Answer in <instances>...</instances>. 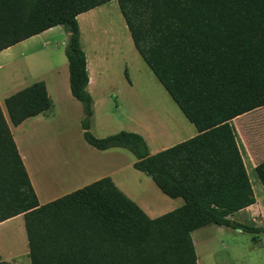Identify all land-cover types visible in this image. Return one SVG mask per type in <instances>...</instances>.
<instances>
[{"label":"trees","instance_id":"trees-1","mask_svg":"<svg viewBox=\"0 0 264 264\" xmlns=\"http://www.w3.org/2000/svg\"><path fill=\"white\" fill-rule=\"evenodd\" d=\"M108 1L0 0V51L62 26L85 141L130 151L132 166L182 204L149 217L110 176L39 204L9 128L52 107L36 80L6 97L4 111L0 103V223L22 214L31 264H197L196 228L264 233V225L231 218L255 196L229 123L264 112V0H116L133 47L196 129L155 153L137 132L95 137L89 130L92 98L77 16ZM248 119L261 133L264 113ZM254 170L264 190V160Z\"/></svg>","mask_w":264,"mask_h":264},{"label":"rangeland","instance_id":"rangeland-1","mask_svg":"<svg viewBox=\"0 0 264 264\" xmlns=\"http://www.w3.org/2000/svg\"><path fill=\"white\" fill-rule=\"evenodd\" d=\"M77 17L81 30V45L93 72L92 91L95 103L89 126L92 135L104 137L119 130L137 132L146 139L150 150L154 153L161 150V147L165 149L189 138L191 133L189 128L196 132L193 124L184 117L151 69L133 48L129 31L116 0H109L92 9L91 12H83ZM49 37L46 40L48 45H45L43 36H40L38 43H30V45L29 42H24L1 50L0 86L14 72L29 68L31 70V67L37 69L41 67L42 70L56 69L61 73L66 67L69 71L64 51L67 33L61 26L59 30L51 32ZM29 46L42 47V49L25 56L33 48ZM125 70L128 72L127 77L124 75ZM2 87L9 88L5 84ZM59 100L56 102L55 109L60 119L51 125L53 134L49 137L51 148L57 149L53 172L47 174L53 177H55V171L61 173L70 167L73 162L71 158L75 160L79 156V150L83 152L90 148L93 150L90 152L92 158L102 153L91 147L83 137L82 103L74 97L69 100L63 94L60 95ZM3 106L5 108L4 100L1 103L2 108ZM259 113L262 115L264 112L257 111L250 116ZM114 150H117L114 155L115 165L99 166L92 172V176L95 172L96 175L104 173L103 175L106 176L108 174H105V171H115V166L114 177L120 189L134 198L131 200L147 205L152 211L162 210L165 206L161 196L167 197L149 176L132 166L135 158L131 152L120 148ZM94 152H97V155ZM107 157L110 158V155ZM53 160L52 157V162ZM248 176L255 196V205L247 210V215L233 214V219L240 223L263 226L264 190L255 171L249 172ZM169 200H173L172 205L176 202L175 207L182 204L181 198ZM21 219L22 217L6 226L19 225L20 227ZM205 232H212V235H202L201 241L197 244V249L205 262L208 263V259L213 257V264L219 262L224 255L222 248L227 247L230 257H226V264H264V234L260 235L261 246L253 249L255 233L232 227L219 228L215 225L201 230L199 234ZM7 234L10 235L9 231ZM24 258L27 259V257ZM17 260L22 261L21 258ZM218 264H222V261Z\"/></svg>","mask_w":264,"mask_h":264},{"label":"crops","instance_id":"crops-1","mask_svg":"<svg viewBox=\"0 0 264 264\" xmlns=\"http://www.w3.org/2000/svg\"><path fill=\"white\" fill-rule=\"evenodd\" d=\"M91 10L89 11L91 12ZM60 27L61 26H55L53 28H50L49 30H45L44 32L42 31L17 44L24 43V42H29V44L38 43L40 40L39 37L43 36L45 40L44 41L45 45H48L49 43L46 40L49 37L50 33L53 31L59 30ZM29 47H33V48H31L29 53H27L25 56H28L29 54H34L42 49V47L40 48L38 47L34 48V46H29ZM86 59H87V70H88L87 72L88 84H87L86 89L88 93L91 95L92 110H93L94 103H95V100H94L95 98L93 96V91H92L93 90V86H92V78H93L92 73L93 72L90 69V61L87 56H86ZM27 67L28 66H26V68ZM66 71H67L66 67L64 68V71H62V73L60 72V70L56 71V69L42 70L41 67L38 69L35 67H31V70L30 68L28 70L22 69L21 71L19 70L17 72H14V74L10 78H8V80L4 82V84L8 85L9 88L2 87V85L4 84L0 86V103H3V100L9 95H11L12 93L20 90L21 88L29 85L30 83L36 80H42L45 83L47 92L53 103L52 107L49 110L43 113H38L36 115L27 117L17 126H13L9 124L12 137L18 149L17 152L28 173L30 181L35 189V194H36L39 204L47 203L63 194L71 192L77 188L80 189L90 184L91 182L99 179L100 178L99 176L103 175L104 173L101 175H96L95 174L96 172H95L94 176H92L93 174L92 172H94L99 166L104 167L105 165H115L116 158L114 155L117 150H114V149L120 148V147H111V148H107L104 150L97 149L96 150L97 152L99 151L102 153L97 155V152H94L96 153L97 156L93 158L90 154V152L91 151L93 152V150H91L90 148L88 150H85L86 152L84 150L83 152H80L79 150L78 152L79 156H77L75 160L71 158V161L73 162H71L70 167L68 169L61 171V173L60 172L58 173L55 171L54 173L55 177L50 176V175H49L50 177L47 176V174L53 170V164H55L56 162L55 157L57 156L56 155L57 149L55 148L52 149L49 143V140H50L49 137L50 135L53 134V132L51 131L52 129L51 125L55 121L60 119L58 117L59 114H57L58 112L55 109L56 102L60 101L59 97L61 94H63V96L67 97L69 100H71V98L73 97V95L70 92L69 84H68V71L67 72ZM61 83H63V85ZM3 109L5 110L4 106H3ZM61 110L63 111V108H61ZM253 111L255 112V109L243 115L242 114L238 115L230 119L229 121L230 126L234 132L236 141L238 143L239 149L241 151V155H242L241 158L245 166V169L247 171V174L251 171H255L254 170L255 166L260 161L264 160V126L262 127L261 133H258L257 131H254L253 129V126L251 125V122H250L251 119H248L250 116L247 117V119H242V117H244L247 114L252 115ZM188 130L191 132L189 137L196 134V132H194L192 128H189ZM120 149H123V148H120ZM162 149L163 147H161V150ZM72 150H73V147H72ZM109 151H113V152H109ZM150 152L152 153L151 150ZM107 155H110V158H108ZM52 157L54 158L53 162H52ZM114 170L116 171L115 166H114ZM115 171L113 170L105 171V174H108L106 176H110L111 179L114 181V183L120 189L119 183L114 177ZM120 190L128 198L131 197V196H128V194H126L127 192L123 191L122 189ZM166 197L167 198H164L161 196V200L163 201V206L165 207L160 211L159 210L152 211L150 208L147 207V205L142 204L137 200H135V202L143 209V211L149 217L153 218V217L158 216L159 214L161 216V214L163 215L173 210V208L174 209L176 208L175 207L176 202L174 205H172L173 200H169L170 197L168 196ZM130 199H134V198L131 197ZM171 199H178V198H171ZM254 203L240 211L238 210L234 214L247 215V210L250 209L253 205H255ZM20 217H22V214L14 216L0 223V261H5L8 264H14V263L15 264H31L30 258H28L29 257L28 256V246H27V240L25 236V227H24L23 217L21 219L22 222L21 223L18 222L20 223L21 228L19 227V225L17 227L6 226V225H11V223L19 219ZM231 218L233 219V215L231 216ZM212 225L218 226L219 228L228 227L224 225L209 224L199 229L196 228L191 232L190 236H191L193 246L195 249V253H196V257H197V264H213L214 257L208 259V263H207L202 257L201 252L197 249V244L198 242L201 241L202 235L203 236L212 235L211 234L212 232H209V233L205 232L204 234L202 233L199 234V232ZM7 231H9L10 235L7 234ZM261 234H264V233L254 234L253 249L261 246V240H260ZM11 247H14V248H11ZM222 249H223L224 255H222V259H219V262H216L215 264H218L221 261H222V264H226V257L227 258L230 257L227 247H223ZM24 257H27V259ZM17 258H21L22 261L17 260Z\"/></svg>","mask_w":264,"mask_h":264},{"label":"bare ground","instance_id":"bare-ground-1","mask_svg":"<svg viewBox=\"0 0 264 264\" xmlns=\"http://www.w3.org/2000/svg\"><path fill=\"white\" fill-rule=\"evenodd\" d=\"M6 244V243H5ZM4 245V244H3Z\"/></svg>","mask_w":264,"mask_h":264}]
</instances>
